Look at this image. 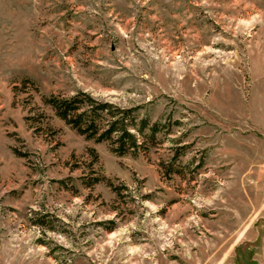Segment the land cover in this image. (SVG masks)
I'll return each instance as SVG.
<instances>
[{"label": "rangeland", "instance_id": "obj_1", "mask_svg": "<svg viewBox=\"0 0 264 264\" xmlns=\"http://www.w3.org/2000/svg\"><path fill=\"white\" fill-rule=\"evenodd\" d=\"M79 92L160 143L85 139ZM0 264H264V0H0Z\"/></svg>", "mask_w": 264, "mask_h": 264}, {"label": "trees", "instance_id": "obj_2", "mask_svg": "<svg viewBox=\"0 0 264 264\" xmlns=\"http://www.w3.org/2000/svg\"><path fill=\"white\" fill-rule=\"evenodd\" d=\"M45 103L79 135L97 143L108 142L112 151L119 156L136 157L160 143L158 134L163 126L157 122L151 123L148 118H140L137 108L125 109L99 102L83 92L71 98L51 97ZM168 168L171 172L175 171L172 165ZM101 181L105 179L98 177L86 185L92 187ZM114 190L121 193V188L114 187Z\"/></svg>", "mask_w": 264, "mask_h": 264}]
</instances>
